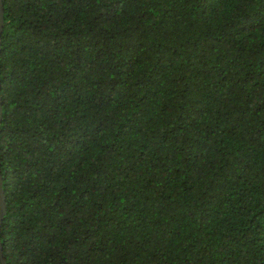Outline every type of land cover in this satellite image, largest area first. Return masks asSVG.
I'll return each mask as SVG.
<instances>
[{
  "label": "trees",
  "instance_id": "1",
  "mask_svg": "<svg viewBox=\"0 0 264 264\" xmlns=\"http://www.w3.org/2000/svg\"><path fill=\"white\" fill-rule=\"evenodd\" d=\"M3 2L6 262L264 264V0Z\"/></svg>",
  "mask_w": 264,
  "mask_h": 264
},
{
  "label": "water",
  "instance_id": "2",
  "mask_svg": "<svg viewBox=\"0 0 264 264\" xmlns=\"http://www.w3.org/2000/svg\"><path fill=\"white\" fill-rule=\"evenodd\" d=\"M4 29V2L3 0H0V51H1V35ZM0 90H1V81H0ZM3 118V103H2V96L0 93V126H1V121ZM7 209H6V195L3 187V176L1 173V168H0V227L2 224V219L3 216L5 215ZM0 260L1 264H8L5 260L4 253H3V245L1 243L0 239Z\"/></svg>",
  "mask_w": 264,
  "mask_h": 264
}]
</instances>
